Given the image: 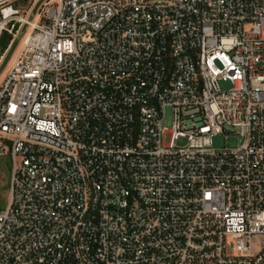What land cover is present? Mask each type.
<instances>
[{"label": "built area", "instance_id": "1", "mask_svg": "<svg viewBox=\"0 0 264 264\" xmlns=\"http://www.w3.org/2000/svg\"><path fill=\"white\" fill-rule=\"evenodd\" d=\"M30 15L0 80V264H264V0Z\"/></svg>", "mask_w": 264, "mask_h": 264}, {"label": "rangeland", "instance_id": "2", "mask_svg": "<svg viewBox=\"0 0 264 264\" xmlns=\"http://www.w3.org/2000/svg\"><path fill=\"white\" fill-rule=\"evenodd\" d=\"M38 1L39 0H13L11 3L12 8L14 10L18 11V13L16 15H14V18H7L4 20L0 16V28L3 26L2 27L3 29L0 32V36L2 34H7V35L11 36V41H10L8 47L6 48V50H4L3 52L2 51L0 52V63L2 62L3 57L5 56V53L7 52L12 41L24 29V25L22 26L20 20L24 19L23 17L26 16V14L29 10H32L34 8V6L36 5V3ZM148 1L152 2V1H157V0H148ZM161 1H164V0H161ZM19 25H21V28L19 29L18 33H16V30L18 29ZM27 30L28 29L25 28L24 34L27 32ZM17 47H16V49H18ZM16 49H15V51H16ZM15 51H14V53H15ZM14 53H13V56H14ZM13 56H12V58H13ZM12 58H11V60H12ZM11 60L8 62V64L6 65L4 70L2 71V73L0 75V80L2 79L3 74L10 67L9 65H10ZM220 85H221V88L223 90H228L231 88V85L228 81H221ZM165 124H166V126L170 125V111L169 110H167V112H166ZM231 132H233V131H231ZM242 142H243L242 138L240 136H238L236 133H232L230 135L220 134V135L215 136L212 139V148H214V149H221V148L235 149V148H238L242 144ZM9 174H10V161L6 156H0V209H4L6 207V204L8 201ZM262 246H263V242L258 240V239H255L253 242V247H252L253 254H257L258 250Z\"/></svg>", "mask_w": 264, "mask_h": 264}, {"label": "water", "instance_id": "3", "mask_svg": "<svg viewBox=\"0 0 264 264\" xmlns=\"http://www.w3.org/2000/svg\"><path fill=\"white\" fill-rule=\"evenodd\" d=\"M47 0H39L36 5L34 6V8L31 10V15H30V18L29 20L32 19V17L36 14L37 10L40 8V6L46 2ZM24 30H25V27L24 29L22 30V32L12 41V43L10 44L7 52L5 53V56L3 57V60L2 62L0 63V75L2 73V71L4 70V68L6 67V65L8 64V62L10 61V59L12 58L13 56V53L16 49V47L18 46L20 40L22 39L23 37V34H24Z\"/></svg>", "mask_w": 264, "mask_h": 264}, {"label": "trees", "instance_id": "4", "mask_svg": "<svg viewBox=\"0 0 264 264\" xmlns=\"http://www.w3.org/2000/svg\"><path fill=\"white\" fill-rule=\"evenodd\" d=\"M11 41V36L7 34H2L0 36V52L6 50L8 47L9 43Z\"/></svg>", "mask_w": 264, "mask_h": 264}, {"label": "bare ground", "instance_id": "5", "mask_svg": "<svg viewBox=\"0 0 264 264\" xmlns=\"http://www.w3.org/2000/svg\"><path fill=\"white\" fill-rule=\"evenodd\" d=\"M2 27H3V26H2ZM19 46H20V43H19V45H18V47H17V48H19ZM17 50H18V49H16V51H15V53H14V56H15V54H16V52H17ZM14 56H13L12 60L10 59V60H11V62L13 61V59H14ZM11 62H10V64H11Z\"/></svg>", "mask_w": 264, "mask_h": 264}]
</instances>
